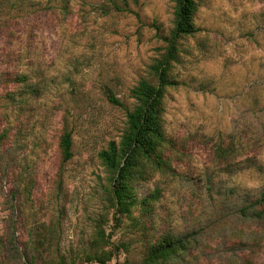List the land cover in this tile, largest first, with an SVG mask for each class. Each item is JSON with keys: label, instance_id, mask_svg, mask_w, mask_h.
I'll return each mask as SVG.
<instances>
[{"label": "rangeland", "instance_id": "obj_1", "mask_svg": "<svg viewBox=\"0 0 264 264\" xmlns=\"http://www.w3.org/2000/svg\"><path fill=\"white\" fill-rule=\"evenodd\" d=\"M176 3L0 0V264H98L87 258L104 246L110 264H141L168 234L196 240L191 264H264V220L240 212L264 190V0H200L165 98L169 165L136 185L160 199L127 217L110 198L99 153L120 140L131 89L157 81Z\"/></svg>", "mask_w": 264, "mask_h": 264}, {"label": "trees", "instance_id": "obj_2", "mask_svg": "<svg viewBox=\"0 0 264 264\" xmlns=\"http://www.w3.org/2000/svg\"><path fill=\"white\" fill-rule=\"evenodd\" d=\"M199 10L200 0H177L174 28L166 53L152 66L157 81L153 83L149 80H141L131 89L130 97L135 101V105L127 113L123 134L119 141L110 142L108 147L99 153L101 163L109 174L110 198L121 216L133 217V210L136 208L142 209L147 215L151 214L152 205L160 199L159 190L140 199L136 185L148 173L147 171H158L169 165L164 158L168 143L164 128L165 98L168 89L175 85L171 78L172 62L177 60L180 40L194 36L200 30L196 24ZM17 79L25 91H32L33 88L26 75ZM34 89L40 92V89L36 87ZM104 92L110 103L124 107L111 88L107 87ZM15 96L13 93L11 98ZM59 148L64 163L73 158L74 139L71 131L64 130L60 137ZM234 153L233 147L220 146L218 150L219 157L225 162L230 161L235 156ZM245 201L246 204L240 212L255 221H263L264 190L257 197L253 199L248 197ZM100 238L104 240L103 235ZM195 246L196 240L192 236L168 234L147 246L141 264H179L184 258L185 264H189L193 261L190 259L194 257ZM122 247L126 249L125 245ZM115 249L117 250V247ZM113 257L114 252L106 251L104 246L92 252L87 259L98 264H110ZM123 264L130 263L126 261Z\"/></svg>", "mask_w": 264, "mask_h": 264}]
</instances>
